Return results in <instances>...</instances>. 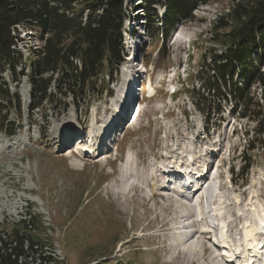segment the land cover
Here are the masks:
<instances>
[{
  "label": "rangeland",
  "instance_id": "374dc122",
  "mask_svg": "<svg viewBox=\"0 0 264 264\" xmlns=\"http://www.w3.org/2000/svg\"><path fill=\"white\" fill-rule=\"evenodd\" d=\"M238 1L205 0L193 11L191 20H181L180 26H174L166 41L161 40L163 24L156 21V25L145 32L149 36V45L148 37H142L147 22L141 25L145 21L140 17V10L132 11L130 22L127 19L123 24L122 67L120 65L117 74L110 78L104 72L93 78V85L82 93L84 97L76 94V100L51 89L47 102L32 113L28 108L32 98L29 97L27 77L19 76L16 82H11L6 72L3 81L8 84L10 93L17 94L20 102V116L15 113L17 101L14 98L6 106L8 126L19 125L20 130L6 141L0 136V233L9 232L22 215L30 211L37 216L35 227L52 245V256L59 264H210L209 260L198 259L193 254H181L175 258V243L181 237L171 236L177 226L181 231L182 226L191 222L181 219L184 210L180 204H189L197 198L195 203L192 202L193 207L199 201V195L192 198L176 194L173 190H155V181L150 182V179L157 181L159 175H151V178L146 175L156 171L161 164L173 165L176 161L178 164L174 165L178 167L180 161L189 157L188 161L194 163V167L204 162L203 167L208 168V164L211 171L208 169L205 176L219 174L221 181L219 190L217 183L211 181L210 198L203 202L200 200L195 210L202 219L211 221L217 236L213 232L215 236L198 240L199 233L196 232L186 245L202 244L209 249L208 253L222 252L230 260L234 257L240 260L241 256L235 255L243 252L241 243L245 239L240 237L237 223L231 217L233 212L239 211L243 216L238 217V222L251 223L253 236L256 223H261L264 216V147L256 145L253 132L256 124L261 125L257 123L260 116L243 117L246 112L240 111L239 104L229 102H222L215 112L209 110L205 114L201 112L208 111L204 103L215 104L216 101L206 98L208 94L201 89L199 94L187 93V89L192 87L198 89L200 82L195 78L209 51L221 53L223 50L227 28L222 27L225 23L229 27L235 26L228 15ZM138 2L132 0L127 3V8ZM157 14L159 19L163 18L164 9L157 7ZM131 23L137 26L132 38L128 34ZM176 34L189 44H170ZM20 38L22 41L17 44V50L29 61L43 40L38 32L27 28L20 29ZM132 51L139 59L145 55L148 66L143 77L134 81L130 79L132 86L126 87L123 71L127 75L131 72L128 61ZM259 65L263 71L264 59ZM133 68L131 66L134 71ZM19 69L18 66L17 71ZM27 69L28 65L25 72ZM250 90L251 103L259 100L260 87L255 84ZM167 91L175 93L170 96ZM131 92L134 95L129 94ZM123 94H129L125 101L136 96L132 100L135 105L131 112L134 106L135 109L138 106L141 114L135 123L128 119L121 124L120 106L126 98ZM3 104L0 101V105ZM256 112L254 110V114ZM109 122L112 125L107 131L101 128ZM85 128L89 129L88 134L92 132L93 136L97 134L101 138L99 142L104 147L103 152H110L116 145L118 154L109 156L107 153L97 159L83 160L69 149L60 150L69 144L71 136L80 135L76 131L83 135ZM122 135L123 140L117 142ZM109 137V141L102 140ZM25 142L26 145L23 144ZM72 146L74 148L75 144L69 145ZM252 146L255 148L249 150ZM68 154L72 159L65 157ZM103 159L108 161L104 166ZM123 160L130 161L128 165L125 162V178L120 168H116L117 163ZM246 167L249 170L246 171ZM172 173L179 175L175 171ZM226 174L231 176L232 188L225 185ZM140 178H146L141 188ZM236 189L239 193L251 192L253 195L249 203L243 200L240 210L229 203L234 200ZM154 192L158 194H152ZM206 201L209 206L213 204L215 213L220 211L222 215L207 213ZM192 207L186 211L191 213ZM222 224L227 225V234L221 230ZM185 231L183 237L190 235V231ZM209 237L213 239L209 241ZM242 258L243 264H251ZM255 260L259 262L257 257ZM215 264L226 263L221 259Z\"/></svg>",
  "mask_w": 264,
  "mask_h": 264
},
{
  "label": "trees",
  "instance_id": "16d2710c",
  "mask_svg": "<svg viewBox=\"0 0 264 264\" xmlns=\"http://www.w3.org/2000/svg\"><path fill=\"white\" fill-rule=\"evenodd\" d=\"M131 1L0 0V101L5 103L0 105V129L9 135L15 132L14 125L6 124V115H1L12 98L17 101L16 112H20L17 94L11 95L3 81L6 72L11 82H16L19 76L27 77L31 112L47 102L51 89L76 100V94L84 97L85 88L102 72L109 78L117 74L123 63V24L132 10H140L144 25L147 22L144 33L156 21L163 24L161 36L166 41L179 21L191 20L197 6L205 3V0H139L129 9L127 3ZM157 7L164 9L163 18H158ZM228 18L235 26L223 25L222 29L227 28L223 50L209 51L195 78L200 82L198 89L192 87L187 93L199 94L201 89L208 94L206 98L216 101L204 103L208 111H200L205 114L209 110L215 112L222 102H229L239 104L240 111L246 112L243 117L260 116L257 123L261 125L256 124L253 132L256 145L263 148L264 70L261 71L259 63L264 59V0H239ZM23 28L38 32L43 40L29 61L17 50ZM255 84L260 87L261 95L251 103L250 89ZM254 110L258 112L254 114ZM36 220L37 216L27 211L9 232L0 233V264H59L52 256V245L36 229Z\"/></svg>",
  "mask_w": 264,
  "mask_h": 264
},
{
  "label": "bare ground",
  "instance_id": "6f19581e",
  "mask_svg": "<svg viewBox=\"0 0 264 264\" xmlns=\"http://www.w3.org/2000/svg\"><path fill=\"white\" fill-rule=\"evenodd\" d=\"M175 37L176 36H180V34H176V35H174ZM181 41H183V39L181 40H179V41H174V44L175 43H177V42H181ZM179 44V43H178ZM141 68H143V67H141ZM142 70V69H141ZM132 82H130L127 86H132V84H131ZM126 86V87H127ZM132 90V89H131ZM129 94H132V95H134V92H131V93H129ZM126 97V96H125ZM124 97V98H125ZM128 97V96H127ZM127 97L124 99V101L127 99ZM130 97V96H129ZM134 110H135V106H134V108H133V110H132V112H131V114H130V117H129V120L130 119H132L133 120V118H132V116H133V114H134ZM125 111H121V113H124ZM140 114H141V109L139 108V111H138V114L135 116V118H134V121H138V118L140 117ZM114 123V122H113ZM110 125H112V122H109L107 125H103V126H101V128H105V130L107 131L108 129V127L110 126ZM104 132V131H103ZM89 135V137H93V133L91 132L90 134H88ZM94 142V141H93ZM65 157L66 158H68V159H72V156H70V154H68V155H65ZM104 161H103V163H102V166H104V165H106L107 163H108V161L107 160H105V159H103ZM127 160V159H126ZM125 162L126 161H123L122 162V166L121 167H119L120 168V171L122 172L121 174H122V177L123 178H125V172H124V167H125ZM130 163V161H127L126 162V165H128ZM75 166V165H74ZM78 166V165H77ZM208 169V168H207ZM173 171H171L170 173H169V175H163V174H160L159 175V179H157V181H159L160 179H163V178H167V176H178L179 177V175H176L175 173H172ZM179 174V173H178ZM175 177H173V178H175ZM207 177V178H206ZM209 175H207V176H200L199 178H197V183H196V185L195 186H189V188H187V190L186 191H184L183 192V190L186 188V185L185 184H183V183H179L178 184V188L176 187V188H173L172 190H173V192L174 193H176V194H180V195H183V196H192V198H194L196 195H199V197H198V199H199V201L201 200V202H203V201H205V200H207L208 198H210V189H211V184H212V182H210L209 183ZM206 178V179H205ZM128 180L130 179V178H127ZM127 179H126V181H127ZM141 179V178H140ZM205 179V180H204ZM146 180V178H142L141 180H140V182H139V187L141 188V186L144 184L143 182ZM149 181V180H148ZM179 189V190H178ZM177 192H179V193H177ZM118 197H119V195H118ZM197 200V198L195 199V200H193V201H191L189 204H184V205H182V204H180V207L182 208V210H184V215H182L181 216V219L182 220H184V221H191L190 223H188L189 225H186V226H182V228H181V231H178L177 230V227H176V229L172 232L173 234H171V236L172 237H181V240L180 239H178L177 241H176V243H175V246H176V248H175V250L177 249V254L175 255V258H177V257H179L181 254H193V255H195L198 259H204L205 261H207V260H209L210 261V264H215V262H219L221 259H220V257H219V255L217 254V252H215V251H210V253H208V251H209V249L207 248V247H205V245H204V247L202 246V244H199V245H197V246H195V245H193V244H190V245H186V244H188L187 242H189V241H191L192 240V238H194V236L196 235V232L197 233H199V236H198V240H201V239H203L205 236H209V235H211V236H213L214 234H213V231L212 230H209V228H210V226L208 225V223L205 221V220H203L201 217H200V214H196L197 215V220L198 221H194V218H193V214H191L192 213V211H191V213H188L186 210L188 209V208H190V207H192V202L193 203H195V201ZM199 201H197V203H196V205L197 204H199L198 202ZM202 204V203H201ZM203 205V204H202ZM204 205H206V207L208 206V203H207V201L204 203ZM203 207V206H202ZM193 208V207H192ZM191 218H192V220H191ZM209 221V220H208ZM196 224H200V225H202V227L200 226V228L198 227V231H200V232H198L197 230H194V228L196 227ZM209 224H210V221H209ZM212 228L214 229V227L212 226ZM185 230H187V231H190V235H186V237H183L182 236V234H183V232L185 233L186 231ZM211 232V233H210ZM176 235V236H175ZM245 237H246V239L248 240V239H250V235H249V232H247L246 234H245ZM254 237V236H253ZM183 238V239H182ZM190 243V242H189ZM253 243V242H252ZM251 243V244H252ZM200 246V247H199ZM179 247H181V248H179ZM179 249V250H178ZM208 253V254H207ZM209 255V256H208ZM208 256V257H207ZM211 256V257H210ZM235 256H237V255H235ZM258 256V255H257ZM257 256H253L254 257V259L257 257ZM260 258V259H259ZM220 259V260H219ZM231 259V258H230ZM258 259L259 260H262V261H264V255H261V256H258ZM193 263V262H192ZM251 263V262H250ZM251 264H253V263H251ZM260 264V263H259Z\"/></svg>",
  "mask_w": 264,
  "mask_h": 264
}]
</instances>
